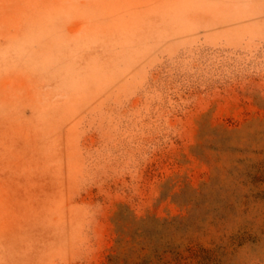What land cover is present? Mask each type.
<instances>
[{
	"label": "rangeland",
	"instance_id": "374dc122",
	"mask_svg": "<svg viewBox=\"0 0 264 264\" xmlns=\"http://www.w3.org/2000/svg\"><path fill=\"white\" fill-rule=\"evenodd\" d=\"M118 232L264 264V0H0V264Z\"/></svg>",
	"mask_w": 264,
	"mask_h": 264
},
{
	"label": "trees",
	"instance_id": "16d2710c",
	"mask_svg": "<svg viewBox=\"0 0 264 264\" xmlns=\"http://www.w3.org/2000/svg\"><path fill=\"white\" fill-rule=\"evenodd\" d=\"M142 234H124L118 232V238L116 239V253H112L108 256L109 264H152L155 261H162L164 264H170V261L166 260L167 254H173V258L178 260L181 257L179 250L180 244H172L171 242H165V244L159 248L156 246H149L140 240ZM125 242V245H121ZM188 248H192L191 242H188ZM147 250V251H146ZM145 251V252H144ZM136 253L135 257L131 254Z\"/></svg>",
	"mask_w": 264,
	"mask_h": 264
}]
</instances>
